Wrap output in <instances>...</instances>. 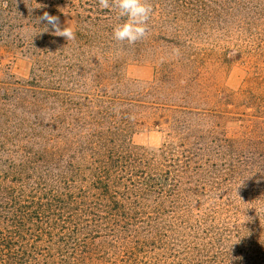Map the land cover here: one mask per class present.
<instances>
[{
  "label": "trees",
  "instance_id": "1",
  "mask_svg": "<svg viewBox=\"0 0 264 264\" xmlns=\"http://www.w3.org/2000/svg\"><path fill=\"white\" fill-rule=\"evenodd\" d=\"M146 2L0 0V264H264V0Z\"/></svg>",
  "mask_w": 264,
  "mask_h": 264
},
{
  "label": "clouds",
  "instance_id": "2",
  "mask_svg": "<svg viewBox=\"0 0 264 264\" xmlns=\"http://www.w3.org/2000/svg\"><path fill=\"white\" fill-rule=\"evenodd\" d=\"M102 9L117 10L119 17H126L123 24L115 26L113 29V38L115 41L129 45L135 44L147 35V22L152 14V6L146 0H99ZM46 20L55 31L54 35L63 37L70 41L75 38V34L71 27H65L61 30L58 18L44 13L41 18Z\"/></svg>",
  "mask_w": 264,
  "mask_h": 264
},
{
  "label": "rangeland",
  "instance_id": "3",
  "mask_svg": "<svg viewBox=\"0 0 264 264\" xmlns=\"http://www.w3.org/2000/svg\"><path fill=\"white\" fill-rule=\"evenodd\" d=\"M67 27V24H65ZM11 70L18 78H26L30 72L31 65L27 60L19 59L12 63ZM127 74L132 79H138L143 81H152L155 77V70L152 65L149 64H133L128 67ZM245 75L239 68L233 70L228 80L229 84L236 86L242 83ZM144 142H150L153 146L159 147L162 143V136L159 133H153L148 137L141 139Z\"/></svg>",
  "mask_w": 264,
  "mask_h": 264
}]
</instances>
